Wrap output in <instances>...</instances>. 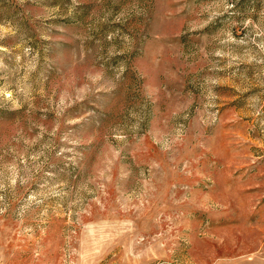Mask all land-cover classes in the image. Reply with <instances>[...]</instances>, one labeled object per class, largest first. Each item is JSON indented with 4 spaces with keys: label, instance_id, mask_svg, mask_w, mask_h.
I'll return each mask as SVG.
<instances>
[{
    "label": "rangeland",
    "instance_id": "obj_1",
    "mask_svg": "<svg viewBox=\"0 0 264 264\" xmlns=\"http://www.w3.org/2000/svg\"><path fill=\"white\" fill-rule=\"evenodd\" d=\"M0 264H264V0H0Z\"/></svg>",
    "mask_w": 264,
    "mask_h": 264
}]
</instances>
